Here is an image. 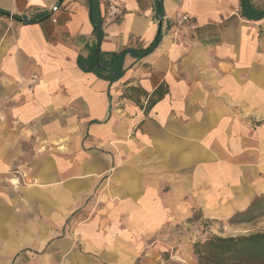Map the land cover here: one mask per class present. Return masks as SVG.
<instances>
[{
	"label": "crops",
	"instance_id": "0c3cea01",
	"mask_svg": "<svg viewBox=\"0 0 264 264\" xmlns=\"http://www.w3.org/2000/svg\"><path fill=\"white\" fill-rule=\"evenodd\" d=\"M159 2L0 0V264H148L264 195V0Z\"/></svg>",
	"mask_w": 264,
	"mask_h": 264
},
{
	"label": "trees",
	"instance_id": "16d2710c",
	"mask_svg": "<svg viewBox=\"0 0 264 264\" xmlns=\"http://www.w3.org/2000/svg\"><path fill=\"white\" fill-rule=\"evenodd\" d=\"M87 2L91 15L96 5V0H87ZM159 5V0H155L157 10ZM242 8L246 11V9H251V6H248L246 0H242ZM2 14L0 12V15ZM254 17L257 19L263 18L264 9L258 11ZM94 30L99 40L101 34L96 22L94 23ZM160 37L161 33L159 31L155 41L144 49H127L119 53L108 54L101 52L97 48L91 56L85 59L78 58L77 64L85 72L96 70L98 78L113 83L119 80L125 72L123 68L125 56L129 55L135 60L142 59L153 51L155 45L160 41ZM263 200L264 197H256L247 210L233 215V220L243 217V219L234 222H248L253 219V216L262 209L259 206ZM205 248L204 253L199 252V264H264V232L238 238L222 239L211 237L206 241Z\"/></svg>",
	"mask_w": 264,
	"mask_h": 264
},
{
	"label": "rangeland",
	"instance_id": "374dc122",
	"mask_svg": "<svg viewBox=\"0 0 264 264\" xmlns=\"http://www.w3.org/2000/svg\"><path fill=\"white\" fill-rule=\"evenodd\" d=\"M250 125L252 130H256V137L260 140V147H262L263 150L264 119L260 120V122H251ZM253 145V142H251V147L247 146V156L253 150ZM248 161L247 159V162ZM253 174L257 176L258 172L254 171ZM262 181L264 182V179H262ZM259 197H264V195ZM259 207H262V209L259 210L260 212L256 213L253 219L248 222H234L243 219V217H238V219L233 220L232 216L229 219L208 221V223H200L197 226L193 225L194 227H188L183 233H180L177 238H168L166 240L167 245L165 246L164 254L160 252L159 261H150L148 264H199V252H205V243L211 237L222 239L238 238L264 232V200ZM186 237L188 240L185 239Z\"/></svg>",
	"mask_w": 264,
	"mask_h": 264
},
{
	"label": "built area",
	"instance_id": "2783aa9c",
	"mask_svg": "<svg viewBox=\"0 0 264 264\" xmlns=\"http://www.w3.org/2000/svg\"><path fill=\"white\" fill-rule=\"evenodd\" d=\"M107 15L108 16H112V17L119 16V15H121V10L119 8L113 6V5H109L108 8H107ZM180 20L181 21H186L187 17L183 16V17H181Z\"/></svg>",
	"mask_w": 264,
	"mask_h": 264
}]
</instances>
